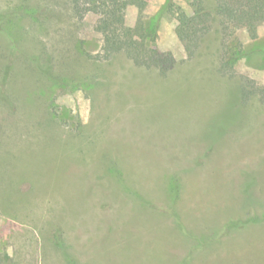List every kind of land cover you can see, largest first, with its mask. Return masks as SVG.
I'll return each mask as SVG.
<instances>
[{
    "label": "rangeland",
    "instance_id": "374dc122",
    "mask_svg": "<svg viewBox=\"0 0 264 264\" xmlns=\"http://www.w3.org/2000/svg\"><path fill=\"white\" fill-rule=\"evenodd\" d=\"M195 1L0 0V264H264V0Z\"/></svg>",
    "mask_w": 264,
    "mask_h": 264
},
{
    "label": "trees",
    "instance_id": "16d2710c",
    "mask_svg": "<svg viewBox=\"0 0 264 264\" xmlns=\"http://www.w3.org/2000/svg\"><path fill=\"white\" fill-rule=\"evenodd\" d=\"M82 2L90 4L87 7V10H93L97 13L102 14L98 20L97 28L99 31L102 32L104 36L103 52H104L105 58H108L114 53L119 52L122 49H124L125 43L120 38L119 27L115 26V22L113 18L105 14L104 9H102V7H100V5L97 4V0H73L74 9L77 12H79L81 16H83V14L85 13V12L83 13V11L80 10V5ZM195 5L198 11L205 10V7L203 5V0H196ZM218 12L227 14L229 16L233 15L232 10L223 9L222 4L218 6ZM0 29H3V28H0ZM12 50H13V47H12ZM31 65L37 71H43L50 77H54L52 75L53 66L50 63V59L42 60L40 56L37 55L31 59ZM7 69L5 70L6 74H7ZM54 79H56V77H54ZM6 102H7V97H6L5 89H3V86H1L0 87V104L6 103Z\"/></svg>",
    "mask_w": 264,
    "mask_h": 264
}]
</instances>
